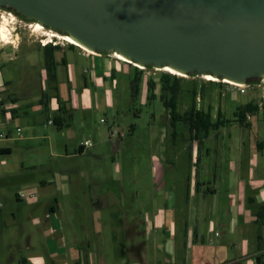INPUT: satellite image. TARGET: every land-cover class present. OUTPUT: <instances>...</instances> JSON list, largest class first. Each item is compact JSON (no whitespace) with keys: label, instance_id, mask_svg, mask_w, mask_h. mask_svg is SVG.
<instances>
[{"label":"crops","instance_id":"0c3cea01","mask_svg":"<svg viewBox=\"0 0 264 264\" xmlns=\"http://www.w3.org/2000/svg\"><path fill=\"white\" fill-rule=\"evenodd\" d=\"M80 54L82 66L61 57L64 79L57 61L49 72L43 69L41 80L49 81L51 97L29 98L33 111L52 109L46 122L55 129L49 123L55 117L64 116L61 123L67 124L68 113L59 106L65 111L79 102L88 106L96 95L91 86L111 95L106 77L113 82L118 61ZM15 86L18 82L0 72V93ZM23 99L0 96V150L8 153L4 142L12 137L4 131L5 122L18 117ZM218 127L206 132L187 127L184 173L177 168L176 150L165 157L161 147L159 156L150 157L147 180L121 177L117 190L83 192L80 200L78 192L41 191L52 179L39 185L24 181V191L13 193L21 206L11 210L2 207L9 196L0 195V264H264V139L255 136L247 146H237L236 159L228 160L227 145L209 143ZM176 135L172 129V139ZM82 143L73 153L64 145L63 157L92 158L93 151ZM88 181L97 179L91 175ZM105 232L112 240L104 244Z\"/></svg>","mask_w":264,"mask_h":264},{"label":"rangeland","instance_id":"374dc122","mask_svg":"<svg viewBox=\"0 0 264 264\" xmlns=\"http://www.w3.org/2000/svg\"><path fill=\"white\" fill-rule=\"evenodd\" d=\"M3 19L6 20L8 34L7 41H0L3 44L0 46V72L4 79L18 82V86L0 93V96L27 98L21 100L18 117L9 118L5 122L4 131L10 132L12 139L4 142L10 146V153L0 154V195L9 196L7 200H2L3 209L11 210L21 206L13 198V193L24 191L21 185L24 181L39 185L41 181L52 179V183H47L40 190L48 195H58L65 190L78 192L81 200L83 192L105 193L109 189L117 190L115 181L121 177L135 176L147 180L151 173L150 157L152 154L159 156L161 147L165 148V157H173V151L176 150L177 168L184 173L190 144L188 124L177 120L171 125L168 107L160 98V75L165 70L150 66H136L135 69L132 63L115 58L113 52L97 53L101 59L118 61L115 62L118 67L115 65L113 82L111 77H106V85L111 90L110 97L100 87L91 86L90 91L96 92L95 99L92 98L88 106L79 101L76 106H68V114L65 116L67 126L55 129L46 122L51 108L49 112L45 109L42 112L33 111L29 104V98L45 95L49 98L53 94L49 81L41 80L42 71L46 68L43 64L45 51L38 48V39L50 30L33 31L31 25H28L34 22L0 9V23ZM81 51L86 52L68 44L53 49L52 66L57 61L63 79L65 72L61 57L82 66L85 61ZM86 60L89 63V58ZM135 76L138 89L132 95L131 83ZM176 76L179 87L177 111L182 113L193 105L197 109L208 110L213 122L219 111L225 117L226 121L218 127L216 136H212L209 143L227 145L228 160L236 159L234 148L237 146H247L255 136L264 139L263 81L250 80L247 89L238 92L231 89L228 82H208L203 75ZM149 79L154 83L155 96L146 99ZM166 94L169 95V91ZM247 102L256 103L258 108L246 113L245 122H241L234 112ZM16 127H19L18 132ZM172 129H176L175 139L171 136ZM85 140L90 142L88 148L94 153L92 158L89 155H69L67 159L63 157L64 145L68 153H73L76 144ZM91 175L97 179L95 183H88ZM110 240L111 235L105 232L102 242L105 244Z\"/></svg>","mask_w":264,"mask_h":264},{"label":"water","instance_id":"95a60500","mask_svg":"<svg viewBox=\"0 0 264 264\" xmlns=\"http://www.w3.org/2000/svg\"><path fill=\"white\" fill-rule=\"evenodd\" d=\"M1 7L135 66L264 81V0H0Z\"/></svg>","mask_w":264,"mask_h":264},{"label":"trees","instance_id":"16d2710c","mask_svg":"<svg viewBox=\"0 0 264 264\" xmlns=\"http://www.w3.org/2000/svg\"><path fill=\"white\" fill-rule=\"evenodd\" d=\"M22 16V15H21ZM69 46H74L77 47L76 45L69 43ZM57 46H51V45H45L43 46L44 51H45V59H44V64L48 72L51 69V66L53 65V59H52V52L53 49L56 48ZM135 69H137L136 66H134ZM139 72L138 70H136ZM194 75V74H190ZM160 98L164 100V104L166 107H168V113H169V118L172 120V122H175L177 120H183L185 123L188 124L190 129H197L199 131H208L209 129H214L217 128L218 126L222 125L226 119H221V115L216 119V121H211L210 120V114L209 111H204L201 109H197L193 105L189 107V109L183 111V113H179L176 108V98H177V93L179 91L178 87V77L176 74H172L170 72H162L160 75ZM208 82H214L213 80H206ZM218 83H221V80L218 81ZM131 89H132V95H135L138 89L137 85V78L136 76L133 77L132 83H131ZM147 94H146V99L153 98L155 96L154 93V83L151 79L147 80ZM169 91V95L166 93ZM194 93V92H193ZM258 108V105L253 102H247L246 104L238 107V109L234 112V115L236 118L241 121L245 122V117L246 113L252 112ZM59 111L65 113L66 111L63 110L62 107L59 106ZM69 116V115H68ZM64 116H58L53 118L51 120V123L55 125L57 129H61L63 127V124L61 121L63 120ZM67 126V125H66ZM9 150L7 148H3L0 150V154H5L8 153Z\"/></svg>","mask_w":264,"mask_h":264},{"label":"bare ground","instance_id":"6f19581e","mask_svg":"<svg viewBox=\"0 0 264 264\" xmlns=\"http://www.w3.org/2000/svg\"><path fill=\"white\" fill-rule=\"evenodd\" d=\"M31 27L33 28V31H40V30H43V27H42L39 23H37V22L32 23V24H31ZM7 34H8V30H7V27H6V20L3 19L2 22L0 23V39H1V40H5V41H7V40H6ZM46 35L49 36V37H47V38H50L51 36H54V37H59V36L61 37V36H62V38H63L64 40H66L67 42H70V43H72V44H74V45H76V46H78V47L84 49V50L87 51L88 53H92V54H93V52H91V51L85 49L84 47L80 46L79 44H77L72 38H70V37H69L68 35H66V34H61V35H60V34H58L57 32H54V31H51V30H50L48 33H46ZM113 56H114L115 58L119 59V60L129 62L128 60H126L124 57H122L121 55H119V54L116 53V52H113ZM139 67H140V66H139ZM162 69L165 70V71H167V72H170V73H172V74L180 75V74L174 72L173 70H170V69L167 68V67H163ZM180 76H182V75H180ZM203 77H204L205 79H207V80H217V79L213 78V77H212L211 75H209V74L203 75ZM223 82L234 83V82L227 81V80H224ZM263 82H264V81H263ZM234 84L241 85L240 83H234Z\"/></svg>","mask_w":264,"mask_h":264},{"label":"built area","instance_id":"2783aa9c","mask_svg":"<svg viewBox=\"0 0 264 264\" xmlns=\"http://www.w3.org/2000/svg\"><path fill=\"white\" fill-rule=\"evenodd\" d=\"M32 24V23H31ZM31 24H29L28 26H30ZM49 30H52V29H49ZM54 31V30H52ZM56 32V31H54ZM58 33V32H57ZM60 34V33H58ZM61 35V34H60ZM0 41H3L0 39ZM38 43L40 46H45V45H51V46H58V45H63V44H69L70 42H67L66 40H64L62 38V36L60 37H54V36H51L50 38H47L46 35L42 36L41 38L38 39ZM87 52V51H86ZM88 53V52H87ZM218 81V80H217ZM221 81H224V80H221ZM227 83V82H225ZM228 86L231 87V89L233 90H236L238 92H244L246 89H247V86L248 84H241V85H237V84H234V83H227ZM248 118V117H247ZM49 123H51V121H49ZM19 129L17 128V131ZM83 146H89L90 145V142L88 140H85L83 143H82ZM217 234V233H216Z\"/></svg>","mask_w":264,"mask_h":264},{"label":"flooded vegetation","instance_id":"af4514ba","mask_svg":"<svg viewBox=\"0 0 264 264\" xmlns=\"http://www.w3.org/2000/svg\"><path fill=\"white\" fill-rule=\"evenodd\" d=\"M0 9H2V10H8L9 12H11V13H13L14 15H16V16L22 18L23 20H31L32 22H36L34 19H27V18H25V17H23V16H21V15H19V14L14 13L13 10L10 9V8H8V7H1ZM42 27H43L44 30H46L47 28L50 29L49 27H46V26H42ZM44 34H46V32H45ZM41 35H42V34H41Z\"/></svg>","mask_w":264,"mask_h":264}]
</instances>
